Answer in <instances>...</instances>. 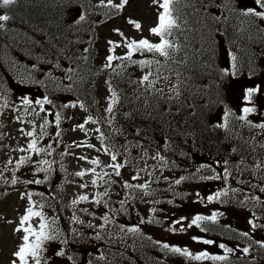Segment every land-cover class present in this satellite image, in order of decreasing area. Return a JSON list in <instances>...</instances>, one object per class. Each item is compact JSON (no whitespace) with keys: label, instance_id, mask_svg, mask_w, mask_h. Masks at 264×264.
Listing matches in <instances>:
<instances>
[{"label":"trees","instance_id":"1","mask_svg":"<svg viewBox=\"0 0 264 264\" xmlns=\"http://www.w3.org/2000/svg\"><path fill=\"white\" fill-rule=\"evenodd\" d=\"M250 4H253L251 0H179L173 6L179 27L168 37L175 51L167 59L149 53V60L160 61L153 62L144 73L151 72L150 79L159 75L152 88H147L146 83L138 86V82L129 81L123 70L118 73L115 69V74L107 71L108 84L117 93L119 102L113 106L114 122L105 142L121 148L129 146V140L134 144L136 141L152 143L162 154L158 166L165 172V179L171 174L186 173L202 160L222 163L223 159L230 160L244 152L245 133L237 125L233 127L229 119L220 121L214 116L229 102L226 83L233 77L232 71L227 70L229 67L226 73L221 69L224 46L246 61L248 57L243 54L247 49L233 45L234 41L241 45L264 42V32L258 31L264 17L243 14L251 9ZM5 9L10 19L0 22L4 24L0 29V62H9L16 54L26 56L35 80L54 100L57 84L85 93L92 77L107 68L96 60L98 52L88 38L98 32L97 24L124 14L123 9L102 6L95 0H17ZM80 15L84 20L79 19ZM241 27L255 29V36L249 38L246 31H239ZM0 84L7 82L1 80ZM104 96L108 99L111 96L109 86ZM16 107L17 104L12 109ZM221 197L218 201L215 196L216 204L224 205L220 215L213 223L209 219L200 225L211 234L228 237L232 229L225 211L231 213V197L224 192ZM49 208L52 211L45 212L46 221L48 224L60 221V228L50 231L53 238L43 247V250L49 247L46 258H41L44 264H174L180 261L171 251L163 249L162 254L157 253L144 224L151 218L142 212L138 214L143 222L138 229V242H132L113 225L120 214L126 218L123 211L110 213L113 215L107 216L106 225L84 219L86 224L78 227L79 233L74 235L65 230L61 204L55 200L49 203ZM232 238L238 243L237 249L229 248L232 251L221 255L225 260H215L217 264H264L260 243L253 244L247 235ZM93 242L100 246V254L94 257L89 249ZM244 248L248 249L247 253ZM119 250H127L131 258L128 252L122 254Z\"/></svg>","mask_w":264,"mask_h":264},{"label":"rangeland","instance_id":"2","mask_svg":"<svg viewBox=\"0 0 264 264\" xmlns=\"http://www.w3.org/2000/svg\"><path fill=\"white\" fill-rule=\"evenodd\" d=\"M124 7L128 15L127 19L120 18L115 22L97 24L98 32L88 38L96 47L98 52L96 60L99 63L103 59V63L108 65L109 55L124 57L127 54L126 39L127 41L147 39L152 43L157 40V36L153 35L149 29L157 25L158 14L162 11L158 4L153 0H128ZM129 20L139 22L140 29L135 28ZM116 29H119V32L114 31ZM120 33H123V36ZM109 41L120 46L110 52ZM224 53L225 51L222 54ZM143 56L144 53H136L132 61L114 59L108 68L117 66L118 69H127L131 73L128 76L129 80H138L146 67L134 61L144 60ZM22 68L26 72L22 75V83L12 81L0 84V264H12L13 260H16V264H20L13 253L23 243L22 237L25 233L22 230L17 232L15 229L20 226V218L26 215L28 208L39 211L38 201L33 196V192H36L39 186L34 185L33 182L40 180L42 176L45 177L44 179L49 177V175H43L44 158H40L28 149V144L34 138L37 140L38 148L46 149L56 155L61 191L69 208L68 214L73 220L76 217L72 215L74 211L88 212V219L95 222H101L97 214L123 211L127 213L128 219L122 217L116 222V226L132 232L130 229L139 228L141 224L139 219L133 220V218L142 211V214L151 218L145 221L147 226H151L154 232L159 226L160 233L153 235L156 246L159 248L157 253L161 254L163 249L180 248L194 255L207 252L209 256H218L223 251L221 242L226 239L222 236H212L209 231L200 226L189 227V225L196 216L211 217V211L215 209L216 204L209 197L219 195L225 189L234 194L235 200L242 202L237 207V217L240 219L238 228L242 230L244 222L247 224L249 222L252 237L260 242V245L264 243V237H261L262 229L253 227L254 224L250 221V217L254 221L257 220L256 213L260 211L258 206H264V191H262L264 184L252 178L257 176L259 170L264 169V159L261 161L260 156L248 153L230 162L220 163L218 166L206 162L199 169L183 177L171 175L168 179L169 184L166 181L161 182L160 177H163V174L158 166L161 157L155 148L143 149L137 145L133 149L127 146L113 150L99 141L96 131L98 124L106 126L110 121L106 111L109 102L102 93L107 86L105 76L100 74L101 76L95 79L92 85L95 92L88 95V100L83 102L80 98L69 99L67 94H63L62 106L57 109L51 102H44L49 101V98L29 72V67L26 70L23 66L16 65L14 71L21 72ZM253 84V82L245 84L235 82V86L228 84L227 90L231 91L230 110L220 111L216 118L222 121L226 119L233 121L245 115L242 94ZM257 84L262 92L263 80H259ZM25 97L32 101L30 105L23 103ZM36 100H40L41 104H36ZM262 103H264L263 100ZM16 104L17 107L13 110ZM47 104L50 105L49 108ZM21 108L25 111L18 113ZM52 110L54 115L50 119L48 114ZM57 114L60 115L59 126L56 123ZM89 116L96 123L91 121L85 123ZM250 121H253L255 126L264 124L246 115L244 122L247 125V131L250 129ZM64 123L67 125L63 126ZM79 124H84V129L78 128ZM29 131L34 132V137L27 135ZM254 133L255 138H264V128L255 127ZM86 144H92L94 147L88 148L84 146ZM112 155L117 156L116 161L111 160ZM80 157H86V159L81 160ZM22 158L24 163H20ZM94 159L100 161L99 165L90 162ZM112 164L121 165L119 176L111 167ZM92 169L95 171H91ZM81 171L85 175L77 176L76 173ZM260 171L259 175L264 180V175H261ZM13 180L16 183H12ZM93 180L96 181L95 184ZM126 184L130 186L126 187ZM139 185H146V187H138ZM248 191H254L256 194L255 209L253 212L248 211L247 216L244 214L240 216L239 212H243L241 209L245 208L242 206L241 195L243 193L245 197H248ZM80 196H86L87 199L81 201ZM73 201L77 203L74 204ZM245 202L248 201L245 200ZM262 209L264 210V207ZM38 224V217L33 216L24 227L37 228ZM245 231L248 233L247 228ZM205 240L213 243L206 244ZM164 244L169 247H163ZM96 247L97 243L93 242L91 249L95 251ZM261 249L264 251V247L261 246ZM197 262V264H211L212 261L206 259ZM29 264H35V262L29 258Z\"/></svg>","mask_w":264,"mask_h":264},{"label":"snow or ice","instance_id":"3","mask_svg":"<svg viewBox=\"0 0 264 264\" xmlns=\"http://www.w3.org/2000/svg\"><path fill=\"white\" fill-rule=\"evenodd\" d=\"M153 2L157 3L159 8L162 9V11H160L158 14L157 25L149 29V31L153 35L159 37V42L152 43L147 39H140L139 41H136V40L127 41L126 39L125 46L127 48V54L124 57H114L113 55H109L107 57L108 65H106V67L111 66L114 59H125V60L132 61V57L136 53H140V54L152 53V54L158 55L159 57H164L167 59L170 57L171 52L175 51V46L168 39V37H170L173 34L174 29H177L179 27L177 23V19L173 15V11H174L173 6L179 3V0H153ZM255 2L260 8H264V0H255ZM16 3H17V0H0V8H7L8 6L15 5ZM127 3H128V0H121L120 4H113L112 0H108L107 6L122 9ZM101 5L105 6L103 3V0H101ZM243 14L244 15H254L257 17H264V11H257L256 9H248ZM9 19L10 17L8 15H0V22L8 21ZM79 19L84 20V16L80 15ZM129 23L134 24L135 28L137 29H140L141 27L139 22L129 20ZM3 27H4V24L0 23V29H2ZM114 31L119 32V29H116ZM120 35L123 36V33H120ZM109 44L111 45L109 49L110 52L114 51L116 47L120 46L119 44H116L113 41H109ZM233 59H235V57H233ZM134 62L144 67L151 65L153 62H155L156 64L160 63L159 60H155V61L138 60ZM150 76H152L151 72L144 75L142 79L140 80L141 84H145V83L147 84V88H152L156 83V79H160L159 75L156 76V79H150ZM164 79H167V77H164ZM109 91L111 93V96L109 97V106L106 109V111L108 113H112L113 106L119 102V98L117 96V93L114 90H112L111 85H109ZM158 91L162 92L163 90L160 89ZM254 91H255L254 89L246 90V99L250 100ZM44 102L50 103V101H47V100H45ZM23 103L25 105H30L32 101H30L28 98L25 97L23 98ZM35 103L41 104V101L36 100ZM81 107H83V105H81ZM254 110L255 109L253 108L245 107L243 109V112L245 113V115L240 116L239 119L246 120V115L250 112H253ZM59 121H60V115L57 114L56 115L57 126H59ZM89 121H91L92 123H96V121L92 120L90 116L87 118L85 123H88ZM77 127L80 129H84V124H79L77 125ZM256 127L264 128V124L256 125ZM96 131L99 132V129L97 128ZM27 135L30 137H34L35 134L34 132L29 131ZM57 135H59V133H57ZM100 139L103 142V134H101ZM84 146L88 148L94 147V145L92 144H86ZM28 149H30L32 152H35L37 154L46 151V149L37 147V140L35 138L32 139V141L28 144ZM20 151H24V149H20ZM80 159L83 160V159H86V157H80ZM116 159H117L116 155L111 156L112 161H116ZM161 159H163V157H161ZM90 162L94 165H99L100 163L98 159H94ZM20 163H24L23 158L21 159ZM42 163L47 164L48 161H42ZM111 167H113L116 170V175L119 176L120 175L119 168L121 167V165L112 164ZM91 171L94 172L95 169H92ZM76 175L83 176L85 175V173L81 171V172H77ZM133 178L135 179V177ZM12 183H16V181L13 180ZM36 183H40V181H36ZM95 183L96 181L93 180V184ZM177 183H179V181H177ZM125 186L127 187L130 185L126 184ZM81 187H84V185H81ZM138 187H146V185H139ZM262 191H264V189H262ZM86 199H87L86 196L79 197V200L81 201L86 200ZM209 199H212V197H209ZM73 203L75 204L77 203V201H73ZM97 203H99V201H97ZM33 216L39 217L41 220V223L38 226L39 230L31 226L24 227L25 223L29 221L31 217ZM209 219L212 221H215L216 220L215 214L212 215L211 217L196 216L191 221V224L189 225V227H191L192 225L199 226L200 221L209 220ZM253 227H255V225H253ZM48 228H49V225L46 222H44V215L42 212L33 211L31 207L26 210V215L20 218V226L15 229V231L17 232L22 230L25 233L22 237L23 243L18 247V250L13 253L14 257L18 258L20 264H29V258H31V260H33L35 264H41V252L43 250L44 242L53 238L52 236L49 235ZM130 230L137 231V229L135 228L130 229ZM244 235H248V234L244 233ZM30 237H34V239L30 240ZM204 243L211 244L213 242L205 240ZM261 246L264 247V243H261ZM163 247L168 248L169 246L167 244H164ZM221 247L224 248V245H221ZM170 250L173 252L182 253L184 256L191 257L194 260H206V259L225 260L226 259L225 256H209L207 252H202L198 255H194L191 252L187 251L186 249L182 250L180 248H171ZM225 251L226 252L232 251V249L225 248ZM243 251L247 253L248 249L244 248ZM58 255H62V253H58ZM12 264H16V260H13Z\"/></svg>","mask_w":264,"mask_h":264}]
</instances>
